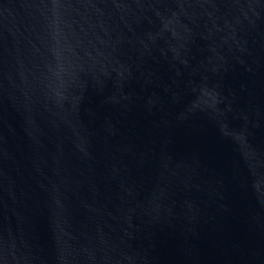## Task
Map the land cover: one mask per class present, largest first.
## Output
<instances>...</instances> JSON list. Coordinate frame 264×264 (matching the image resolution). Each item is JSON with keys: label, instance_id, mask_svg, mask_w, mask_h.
Wrapping results in <instances>:
<instances>
[{"label": "water", "instance_id": "95a60500", "mask_svg": "<svg viewBox=\"0 0 264 264\" xmlns=\"http://www.w3.org/2000/svg\"><path fill=\"white\" fill-rule=\"evenodd\" d=\"M0 264H264V0H0Z\"/></svg>", "mask_w": 264, "mask_h": 264}]
</instances>
